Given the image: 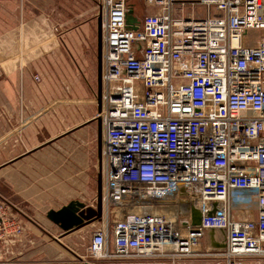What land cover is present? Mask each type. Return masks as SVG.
I'll use <instances>...</instances> for the list:
<instances>
[{
  "label": "built area",
  "instance_id": "obj_1",
  "mask_svg": "<svg viewBox=\"0 0 264 264\" xmlns=\"http://www.w3.org/2000/svg\"><path fill=\"white\" fill-rule=\"evenodd\" d=\"M140 1L142 14L100 0L103 214L87 253L251 264L264 256V0ZM7 226L23 234L0 196ZM208 229L225 247L207 246Z\"/></svg>",
  "mask_w": 264,
  "mask_h": 264
},
{
  "label": "crops",
  "instance_id": "obj_2",
  "mask_svg": "<svg viewBox=\"0 0 264 264\" xmlns=\"http://www.w3.org/2000/svg\"><path fill=\"white\" fill-rule=\"evenodd\" d=\"M139 6L135 5L138 14ZM78 42L63 37L28 46L15 41L0 52V196L20 222L29 209L41 212L37 220L49 223L54 230L40 227L41 232L33 233L35 247L10 264H113L91 259L87 253L88 242L82 236L90 234L96 222L62 235L45 215L48 209H58L75 199L71 169L63 162L53 167L56 155L65 156L63 152L57 154L56 146L66 149L67 133L75 130V134H83L81 144L87 157L92 152L90 148L88 151V134L94 129L97 132L92 120L97 105L90 100L96 93V50L92 83L89 48L86 42L82 41L83 47ZM80 171L86 176L87 166ZM204 262L210 261L189 259L184 264Z\"/></svg>",
  "mask_w": 264,
  "mask_h": 264
},
{
  "label": "rangeland",
  "instance_id": "obj_3",
  "mask_svg": "<svg viewBox=\"0 0 264 264\" xmlns=\"http://www.w3.org/2000/svg\"><path fill=\"white\" fill-rule=\"evenodd\" d=\"M136 2L137 5H140L139 14H142L144 12L143 2L140 0H136ZM99 10L100 0H0V52L7 45H14L15 41L18 44L28 43L26 44L28 46L37 42L48 43L50 40H59L63 39V37L68 40L81 41V43L84 41L90 51V63L92 62V72L90 74L93 83L95 79L93 54H95L96 50V19ZM76 29L78 30L76 31ZM68 33L71 35L68 36ZM90 100H93V98H90ZM89 105L87 104L86 106ZM74 131L67 133L65 138L68 142L66 149L62 145L56 146L57 154L58 152H63L65 156L59 157L56 155V159L53 160V167L58 168L60 166L59 162L66 164L71 169L72 196L75 199L84 197L89 201L95 196L96 192V175L98 171L96 132L94 129L89 134L87 133L88 151L90 148L92 152L85 157V151H83L81 144L83 134H75ZM84 134L86 135V133ZM64 157H66L65 161ZM86 159L87 175L83 176L80 170L86 167ZM84 178H86V182L83 183ZM25 211L24 213L38 224L26 218L27 216L22 215V218L20 217L22 221L20 226H22L23 234L15 235L13 233L7 235V233L12 232L13 227L0 228V263L10 264L15 261L16 257H21L24 253L31 251L35 247V244H32L33 233L41 232L42 229L40 227L54 232L53 228L48 226L50 225L49 223L45 225L37 220L41 216L39 215L42 214L41 212L37 213L29 209H25ZM86 235L82 236V240L87 243L90 234L86 233ZM36 245L38 246L39 243ZM220 261V259H217L215 263L219 264ZM251 264H264V256L252 258Z\"/></svg>",
  "mask_w": 264,
  "mask_h": 264
},
{
  "label": "water",
  "instance_id": "obj_4",
  "mask_svg": "<svg viewBox=\"0 0 264 264\" xmlns=\"http://www.w3.org/2000/svg\"><path fill=\"white\" fill-rule=\"evenodd\" d=\"M102 15L99 10L96 23V97L97 99L101 96V68H102V28H101ZM137 21V18L133 15V9L129 8L126 13V23L131 28H135L133 23ZM101 106L97 105V112H100ZM96 123V157L98 171L96 175V192H95V204L94 206L89 205L88 201H81L78 199H72L66 204L62 205L58 209L50 208L46 211V218L59 227L62 231V235L68 234L72 231L78 230L85 226H88L94 222H100L102 220L103 208H102V124L100 117H94L92 119ZM186 209L187 206H183ZM192 223L196 224L199 222L201 214L198 210L192 209ZM217 230L208 229L206 232V238L209 246L223 248L225 247L224 232L219 242L214 243L212 237L216 234Z\"/></svg>",
  "mask_w": 264,
  "mask_h": 264
}]
</instances>
